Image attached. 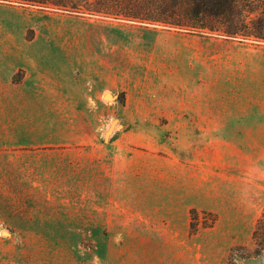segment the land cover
Masks as SVG:
<instances>
[{
  "label": "rangeland",
  "instance_id": "1",
  "mask_svg": "<svg viewBox=\"0 0 264 264\" xmlns=\"http://www.w3.org/2000/svg\"><path fill=\"white\" fill-rule=\"evenodd\" d=\"M0 73L11 75L14 83L71 90V100L56 101L55 108L47 91L39 93V101L25 102L20 116L34 120L23 124L25 131L95 132L96 139H84L78 147L97 143L109 154L121 147L127 133H145L157 141L160 132L167 149L200 168L196 174L207 176V185L214 187L208 200L213 211H196L191 218L197 245L190 248L149 227L114 230L108 204H81L78 198L63 202L70 191L79 196L78 187L64 193L33 185L40 178L54 183L67 175L79 177L78 172L16 171L9 163L8 171L0 172V264H215L219 258L225 264L235 249H244L237 255L250 254L251 232L264 208V140L201 139L187 133L192 125L186 123L129 124L120 91L151 90L163 104L264 108V44L0 2ZM86 89L107 94L85 104L79 91ZM177 128L184 138L175 145L168 138ZM54 142L68 143L60 136ZM65 147L31 150L42 149L53 159ZM198 157L207 162L206 169L195 163ZM237 263L262 264V259L238 258Z\"/></svg>",
  "mask_w": 264,
  "mask_h": 264
},
{
  "label": "crops",
  "instance_id": "2",
  "mask_svg": "<svg viewBox=\"0 0 264 264\" xmlns=\"http://www.w3.org/2000/svg\"><path fill=\"white\" fill-rule=\"evenodd\" d=\"M11 77L0 73V172H7L9 163L15 165L16 171L78 172L79 177L67 175L63 181L54 183L50 178H40L33 185L39 188L53 186L64 189V193L67 189L78 187L80 195L73 196L70 191L67 195L69 199L63 202L76 203L79 199L81 204L110 205V218L117 225L114 230L118 229V232L121 229L142 230L149 227L175 245L190 248L197 245L196 235L190 230L191 211H213L208 200L214 189L207 185V176L196 174L200 168L187 165L191 161H185L177 152L168 150L160 132L157 141H152L145 133H127V139L119 143L118 152L109 154L97 143L91 148L78 147L84 139H96L95 132L57 135L54 131L40 130V127L25 131L23 124L34 122L20 116L25 102L39 101V93L47 91L48 100L55 108L56 101L60 104L71 100V90L55 84L14 83ZM120 92L125 98L122 107L127 113L125 122L129 124L186 123L192 125L187 133L201 139L264 140L263 107L222 105L223 109L219 110L217 107L220 106L214 102H200L192 106H185L182 102L163 104L159 95L151 90L128 87ZM106 94L97 89L80 90L79 100L85 104L88 100L96 102ZM57 136L68 143L56 144ZM183 138V131L177 128L168 139L177 145ZM57 145L66 147L62 156L53 159L44 155L42 149L31 150ZM195 163L206 169L207 162L201 163L199 157ZM35 166H39L38 170ZM122 190L126 191V195L120 194ZM150 212L156 214L155 218L149 217ZM221 262L219 258L215 264Z\"/></svg>",
  "mask_w": 264,
  "mask_h": 264
},
{
  "label": "trees",
  "instance_id": "3",
  "mask_svg": "<svg viewBox=\"0 0 264 264\" xmlns=\"http://www.w3.org/2000/svg\"><path fill=\"white\" fill-rule=\"evenodd\" d=\"M27 6L51 7L140 25L159 26L238 42L264 44V0H0ZM191 211V218L196 217ZM191 234L196 225L191 221ZM250 254L231 255L225 264L260 257L264 264V208L251 232Z\"/></svg>",
  "mask_w": 264,
  "mask_h": 264
},
{
  "label": "water",
  "instance_id": "4",
  "mask_svg": "<svg viewBox=\"0 0 264 264\" xmlns=\"http://www.w3.org/2000/svg\"><path fill=\"white\" fill-rule=\"evenodd\" d=\"M107 98L111 99V96L107 95ZM115 122H113L110 126V128L107 130V132L105 133V139L108 138L109 135H111L112 131H113V127H114Z\"/></svg>",
  "mask_w": 264,
  "mask_h": 264
}]
</instances>
